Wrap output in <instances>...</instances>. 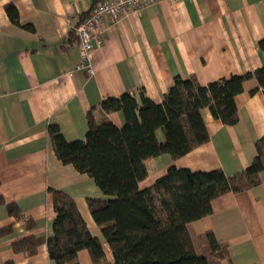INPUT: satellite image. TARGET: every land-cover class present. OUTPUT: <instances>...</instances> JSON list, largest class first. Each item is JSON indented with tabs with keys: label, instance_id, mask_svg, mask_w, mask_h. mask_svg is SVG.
Listing matches in <instances>:
<instances>
[{
	"label": "crops",
	"instance_id": "obj_1",
	"mask_svg": "<svg viewBox=\"0 0 264 264\" xmlns=\"http://www.w3.org/2000/svg\"><path fill=\"white\" fill-rule=\"evenodd\" d=\"M100 1L0 0V194L24 216L14 220L0 205V228L13 222L10 232L0 234V264H53L45 243L32 254L12 247L27 235L52 234L48 186L73 197L105 247L86 198L106 196L86 173L57 158L47 124L56 123L67 140L81 139L92 107L98 121L123 123L119 112L99 108L106 96L144 88L160 102L176 75H195L206 84L264 65V50L257 46L264 37V0H180L122 17L94 42L93 73L77 70L75 28ZM7 3L16 7L21 24L33 28L13 23ZM256 87L255 79H247L235 96V124H224L203 108L208 140L177 158L168 153L148 158L139 187L152 184L172 164L193 171L219 168L227 175L245 168L255 155V140L264 136V90L251 93ZM157 136L162 139L161 131ZM260 180L247 190L217 196L208 215L188 223L191 234L211 230L228 243L229 260L221 264H264V171ZM26 217L33 220L31 227Z\"/></svg>",
	"mask_w": 264,
	"mask_h": 264
},
{
	"label": "trees",
	"instance_id": "obj_2",
	"mask_svg": "<svg viewBox=\"0 0 264 264\" xmlns=\"http://www.w3.org/2000/svg\"><path fill=\"white\" fill-rule=\"evenodd\" d=\"M5 11L13 23L33 28L31 23H20L12 3L5 5ZM257 46L264 50V37ZM250 78L257 82L251 93L264 90V65L206 84L195 75H176L160 102L152 100L144 88L106 96L99 108L105 113L119 112L123 123L98 121L92 107L86 113L87 130L81 139L67 140L56 123L47 124L57 158L86 173L106 196L87 197L86 202L111 257L107 258L100 238L89 230L73 197L51 186L47 191L55 212L52 234L21 237L12 242L13 249L32 254L45 243L53 264H81L78 254L85 249L94 264H221L229 260L227 242L218 240L211 230L193 235L188 223L208 215L217 196L260 183L264 136L255 140L251 162L232 174L219 168L193 171L172 164L152 184L140 188L139 182L147 175L148 158L161 153L177 158L208 140L203 108L224 124H235V96ZM0 205L6 206L14 220L24 217L18 205L6 202L2 194ZM25 220L27 227L33 225L31 218ZM12 225L2 226L0 234L10 232Z\"/></svg>",
	"mask_w": 264,
	"mask_h": 264
},
{
	"label": "built area",
	"instance_id": "obj_3",
	"mask_svg": "<svg viewBox=\"0 0 264 264\" xmlns=\"http://www.w3.org/2000/svg\"><path fill=\"white\" fill-rule=\"evenodd\" d=\"M161 1L178 2L180 0H101L93 5L85 19L75 28L80 41L75 68L92 74L94 42H100L107 28L128 13Z\"/></svg>",
	"mask_w": 264,
	"mask_h": 264
},
{
	"label": "rangeland",
	"instance_id": "obj_4",
	"mask_svg": "<svg viewBox=\"0 0 264 264\" xmlns=\"http://www.w3.org/2000/svg\"><path fill=\"white\" fill-rule=\"evenodd\" d=\"M105 252L107 253V258L111 257L110 249L108 248V245L105 244ZM88 251L85 249L83 252L79 253V260L81 261V264H91V260L88 256Z\"/></svg>",
	"mask_w": 264,
	"mask_h": 264
}]
</instances>
